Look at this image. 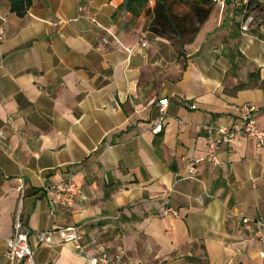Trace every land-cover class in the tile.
<instances>
[{"label": "crops", "instance_id": "crops-1", "mask_svg": "<svg viewBox=\"0 0 264 264\" xmlns=\"http://www.w3.org/2000/svg\"><path fill=\"white\" fill-rule=\"evenodd\" d=\"M31 1L18 18L0 0V264H12L19 206L35 264L101 252L123 264H264L253 223H264V147L239 137L217 164H192L207 154L202 127H233L241 105L258 108L264 131V0L250 31L227 1L181 43L151 33L149 17L115 16L122 0ZM69 175L85 199L56 196ZM70 228L80 249L58 235L37 243Z\"/></svg>", "mask_w": 264, "mask_h": 264}, {"label": "built area", "instance_id": "built-area-1", "mask_svg": "<svg viewBox=\"0 0 264 264\" xmlns=\"http://www.w3.org/2000/svg\"><path fill=\"white\" fill-rule=\"evenodd\" d=\"M229 1L233 7L241 11L242 22L240 29L243 32H248L255 26V17L257 15V10L247 9L248 0H212L214 5L223 7L226 2ZM81 11L84 14V18L95 23V19L87 12L86 7H82ZM4 39V30L0 27V43ZM141 47H147L145 42L141 43ZM159 107V118L151 130L152 133H160L163 127V119L166 114L167 100H161L158 102ZM258 108L253 104H244L237 108L235 125L233 127L227 126H209L204 125L202 129L206 133L207 140V154L205 158L201 160L193 161V165L200 162L218 163L217 151L222 146H229L232 142L239 137H243L249 140H254L258 148L264 147V131L260 130L256 124L255 114ZM194 172L193 166L190 169V173ZM54 189V188H53ZM48 191V190H47ZM56 196L61 194L64 195V201L68 203L70 197L80 195L82 199L81 191L78 189L74 182V176L69 175L66 179V183L63 187H55ZM55 196V197H56ZM57 204V198H54L50 205V216L54 217L55 209L54 206ZM165 215H172L177 217V213L171 209H166L164 211ZM256 226V237L262 245V250L259 253L260 258H264V234H262L261 229L264 228V223L256 220L253 222ZM58 235L63 243H71L79 247V240L81 237V231L76 228H70L66 230L49 229L43 232H39L36 235L37 243H50L52 237ZM29 231L22 221V211L20 206L16 209L12 235L5 241L7 248V257L10 259L12 264H35L34 261V250L30 247L28 243ZM86 264H123L121 255H109L105 252H101L96 257H85Z\"/></svg>", "mask_w": 264, "mask_h": 264}, {"label": "trees", "instance_id": "trees-1", "mask_svg": "<svg viewBox=\"0 0 264 264\" xmlns=\"http://www.w3.org/2000/svg\"><path fill=\"white\" fill-rule=\"evenodd\" d=\"M4 1L9 3L10 12L18 18L24 17L32 5L31 0ZM178 4L189 6L191 13L178 17L174 13ZM213 6L212 0H122L115 16L130 14L135 20L144 15L150 18L148 30L151 33L159 37H174L180 42L179 38L193 33L195 19L201 24ZM247 9L257 10L258 5L254 0H248Z\"/></svg>", "mask_w": 264, "mask_h": 264}]
</instances>
